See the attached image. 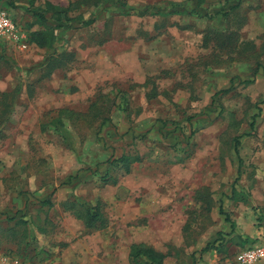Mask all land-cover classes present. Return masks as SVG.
<instances>
[{"label": "rangeland", "instance_id": "1", "mask_svg": "<svg viewBox=\"0 0 264 264\" xmlns=\"http://www.w3.org/2000/svg\"><path fill=\"white\" fill-rule=\"evenodd\" d=\"M196 5L0 0L28 43L0 38V253L131 264L138 243L164 264H243L264 246V0ZM98 96L104 123L86 115ZM123 154L140 157L128 173L108 162Z\"/></svg>", "mask_w": 264, "mask_h": 264}, {"label": "trees", "instance_id": "2", "mask_svg": "<svg viewBox=\"0 0 264 264\" xmlns=\"http://www.w3.org/2000/svg\"><path fill=\"white\" fill-rule=\"evenodd\" d=\"M204 0H194L195 4L197 3L196 7H193L192 11L196 12L197 8L201 7V3ZM14 5V3H11ZM54 11L57 15L56 19L60 20V15L64 13V10L67 11L69 7H60L58 5H53ZM180 12V11H178ZM54 13V14H55ZM218 14L222 15H227L228 10L225 7H221L220 10L216 12H206V16L213 18ZM40 18L46 19L45 15L43 13H40ZM93 20H86L84 21V24L88 25L92 22ZM50 34L39 31L34 33L33 37L30 38L31 41L36 42L40 46H46L52 43L53 38L51 39V32ZM225 91V90H224ZM221 91V92H224ZM101 96V95H100ZM98 96L95 101L92 102L89 111L86 113L91 115L94 118H102V123L107 121L109 119L108 115H105L104 113L101 112L100 107H99V101H101V97ZM96 110V111H95ZM93 112V113H92ZM59 116H68L69 118L75 119L76 116L78 117H83L85 113L77 112L76 110L70 109V108H64L60 109L58 112ZM256 116V115H255ZM254 118V117H253ZM255 124V118L253 119L251 126L254 127ZM240 141L239 137L235 138V152L241 161L240 157V152H239V146ZM140 157L138 155H132V154H123L120 157L114 159V160H109L108 162L110 164L114 165V168L116 170H123L124 172L128 173L131 170L132 164L138 161ZM240 170V169H239ZM220 212L225 216V220L230 222L231 225H235V222L232 220L230 213L225 211L224 207L221 205L220 206ZM82 218H84L85 224L88 227H94L95 223L97 220L100 219L101 215L98 212V210L93 211L91 209H87L85 214L81 215ZM250 240V239H248ZM244 243V242H243ZM219 246V245H218ZM218 246H215L214 248H218ZM205 250L210 249V245L206 246L204 248ZM22 258V257H21ZM166 258V254L158 249H156L153 246H148L144 244H138V243H133L130 247V252H129V260L131 264H164ZM25 259V258H24Z\"/></svg>", "mask_w": 264, "mask_h": 264}, {"label": "built area", "instance_id": "3", "mask_svg": "<svg viewBox=\"0 0 264 264\" xmlns=\"http://www.w3.org/2000/svg\"><path fill=\"white\" fill-rule=\"evenodd\" d=\"M5 37L26 48V35L6 9H0V38ZM264 256V246H253L243 249L238 254V261L243 264H252ZM0 264H31L27 259L9 253H0Z\"/></svg>", "mask_w": 264, "mask_h": 264}]
</instances>
